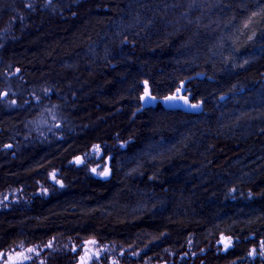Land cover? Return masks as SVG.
<instances>
[{"label":"trees","instance_id":"trees-1","mask_svg":"<svg viewBox=\"0 0 264 264\" xmlns=\"http://www.w3.org/2000/svg\"><path fill=\"white\" fill-rule=\"evenodd\" d=\"M149 87L203 109L145 106ZM97 147L109 179L75 164ZM15 191L29 202L0 211V253L92 237L245 259L264 242V0H0V199Z\"/></svg>","mask_w":264,"mask_h":264},{"label":"rangeland","instance_id":"rangeland-1","mask_svg":"<svg viewBox=\"0 0 264 264\" xmlns=\"http://www.w3.org/2000/svg\"><path fill=\"white\" fill-rule=\"evenodd\" d=\"M49 2V1H48ZM52 10H56L57 8L54 6H49ZM176 94V93H175ZM174 94V95H175ZM178 97H186L191 99V95L188 93L184 94H176ZM109 156H106L103 152V149L100 147L94 148L91 152V154H87L86 156L83 155L82 159H79L76 157L75 164L77 165H89L90 171L93 172L95 176L102 177V174H105L107 169V161L109 159ZM59 172L55 171V173L52 174V183L53 186H61L62 182L60 178H58ZM51 190L47 188L46 186L44 188L40 189V194H49ZM29 201L28 199L21 196V192L15 191L12 193H8L4 195L0 199V211L2 209H9L12 204H27ZM98 243L95 248L96 251L100 254L102 253V247L105 249L107 260L104 262L105 264H173L171 261H153V256H146L144 254V251L139 250L137 247L132 246H119L116 244H100L96 239L90 237L82 242L80 244H77L75 242L69 241L67 243H60L59 241L50 240L47 241L45 244H37L36 246H30V247H15L12 250L4 251L3 253H0V264H46V258L49 252H58V251H65L76 254L77 257L75 259V264H80L81 262H85V258H80V252L83 250V247L89 246L94 247L95 242ZM235 239L231 236L223 233L220 235L218 241H217V247H219V251L222 253L228 252L231 249L234 248ZM192 250V249H191ZM173 255V253H172ZM175 255V254H174ZM173 255V256H174ZM191 255H196V252H193ZM187 256L185 254H181L179 256V263L185 264V257L189 259L188 257H192V262L195 261V264H199L198 260H195L193 256ZM146 256V257H145ZM27 257V259H25ZM126 259V261H125ZM104 261V260H103ZM99 263V262H98ZM97 263V264H98ZM203 264V263H200ZM230 264H264V242H260L256 247L251 248V250L248 252V254L245 256V259L242 260H235L234 262H231Z\"/></svg>","mask_w":264,"mask_h":264},{"label":"water","instance_id":"water-1","mask_svg":"<svg viewBox=\"0 0 264 264\" xmlns=\"http://www.w3.org/2000/svg\"><path fill=\"white\" fill-rule=\"evenodd\" d=\"M148 94L147 96L145 94ZM176 94H179L180 95V92L176 93ZM176 94L168 97V98H164L162 99L161 101L154 97L152 94H151V89L150 87L147 88L145 90V93L143 94V98H142V102L145 106H150V105H156L159 101L162 102V104L169 108V109H172V108H190L191 110H197V111H201L203 109V106L201 105H197V104H194L192 105L190 103V99L189 98H186V97H178L176 96ZM229 97V95H224L220 98V101L223 102L225 101L227 98ZM126 147V146H124ZM79 159H82L83 156H79L78 157ZM111 159H112V155L109 156V159L107 161V169H106V172L105 174H102L101 176L104 178V179H109L110 178V174H111Z\"/></svg>","mask_w":264,"mask_h":264},{"label":"flooded vegetation","instance_id":"flooded-vegetation-1","mask_svg":"<svg viewBox=\"0 0 264 264\" xmlns=\"http://www.w3.org/2000/svg\"><path fill=\"white\" fill-rule=\"evenodd\" d=\"M50 1H53V0H50ZM79 156H83V155H79ZM94 242H95L94 247L86 246V247H83V250H81L79 257L80 258L84 257L85 262H81L80 264H97L98 262H99L98 264H105L104 262H106L105 260H107V258H105L107 256L104 250L105 248L102 247L101 249L102 253L99 254L96 251V249L98 248V243L96 241ZM96 246L97 248H95Z\"/></svg>","mask_w":264,"mask_h":264},{"label":"snow or ice","instance_id":"snow-or-ice-1","mask_svg":"<svg viewBox=\"0 0 264 264\" xmlns=\"http://www.w3.org/2000/svg\"><path fill=\"white\" fill-rule=\"evenodd\" d=\"M145 95L147 96L148 94L146 93ZM25 259H27V257H25Z\"/></svg>","mask_w":264,"mask_h":264},{"label":"bare ground","instance_id":"bare-ground-1","mask_svg":"<svg viewBox=\"0 0 264 264\" xmlns=\"http://www.w3.org/2000/svg\"><path fill=\"white\" fill-rule=\"evenodd\" d=\"M103 178V177H102Z\"/></svg>","mask_w":264,"mask_h":264}]
</instances>
